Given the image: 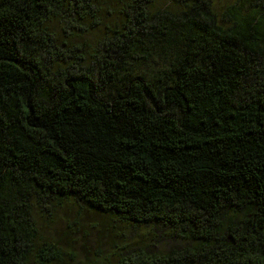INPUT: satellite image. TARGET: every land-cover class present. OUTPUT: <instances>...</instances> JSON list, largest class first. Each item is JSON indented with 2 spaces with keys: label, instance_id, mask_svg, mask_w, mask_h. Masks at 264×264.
<instances>
[{
  "label": "trees",
  "instance_id": "1",
  "mask_svg": "<svg viewBox=\"0 0 264 264\" xmlns=\"http://www.w3.org/2000/svg\"><path fill=\"white\" fill-rule=\"evenodd\" d=\"M217 2L0 0V264L75 261L64 201L151 234L99 264H264V0Z\"/></svg>",
  "mask_w": 264,
  "mask_h": 264
},
{
  "label": "rangeland",
  "instance_id": "2",
  "mask_svg": "<svg viewBox=\"0 0 264 264\" xmlns=\"http://www.w3.org/2000/svg\"><path fill=\"white\" fill-rule=\"evenodd\" d=\"M233 2L235 0H218L217 3L221 9H224ZM151 62L147 66L149 69L157 68L165 63L161 58L156 57ZM39 221L48 239L54 242L60 240L64 250L73 249L76 260L70 264H99L98 261H106L110 252L116 249L115 243L122 245L125 240H128L130 246L134 243L140 245L148 243L151 244L150 247L155 248L149 238L151 234L148 233V229L145 236L140 231L126 227V224L115 221L106 214L91 210L80 212L70 201L54 205L50 212L43 213ZM158 232H161V229ZM118 233H123V235L120 236ZM166 241L169 244L175 242L174 239ZM154 242L157 243L155 240ZM108 260L113 261L114 259L109 258ZM69 261L67 257L66 262Z\"/></svg>",
  "mask_w": 264,
  "mask_h": 264
}]
</instances>
